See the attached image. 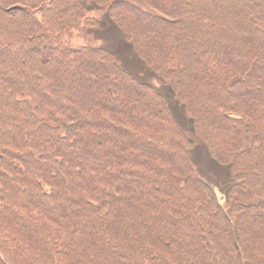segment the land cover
I'll use <instances>...</instances> for the list:
<instances>
[{
  "label": "trees",
  "instance_id": "trees-1",
  "mask_svg": "<svg viewBox=\"0 0 264 264\" xmlns=\"http://www.w3.org/2000/svg\"><path fill=\"white\" fill-rule=\"evenodd\" d=\"M90 3L0 0V264H264V0Z\"/></svg>",
  "mask_w": 264,
  "mask_h": 264
},
{
  "label": "rangeland",
  "instance_id": "rangeland-1",
  "mask_svg": "<svg viewBox=\"0 0 264 264\" xmlns=\"http://www.w3.org/2000/svg\"><path fill=\"white\" fill-rule=\"evenodd\" d=\"M87 5L91 8L89 14L94 16H103V11L97 9V7L93 6L90 2L91 0H85ZM111 28V32H104V30H99L97 32V28L94 29V35H92V44L94 45H106L109 49L117 54V59L119 62L129 69L134 75H137L139 79L148 82L149 84L155 85V87H159L164 96H166L169 104L175 107V99L171 96L168 87L158 79V76L152 73L145 65L139 63L140 60L137 58L136 54L130 50V47L125 42L123 35L119 32H115L114 28ZM161 84V85H159ZM178 109L181 110L180 106ZM179 113V112H178Z\"/></svg>",
  "mask_w": 264,
  "mask_h": 264
}]
</instances>
